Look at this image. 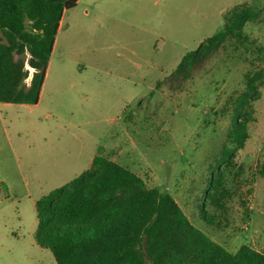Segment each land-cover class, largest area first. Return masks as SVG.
<instances>
[{
  "label": "rangeland",
  "instance_id": "1",
  "mask_svg": "<svg viewBox=\"0 0 264 264\" xmlns=\"http://www.w3.org/2000/svg\"><path fill=\"white\" fill-rule=\"evenodd\" d=\"M241 5L259 13L244 33L264 47V0H78L64 13L39 102H0V264H57L36 242L35 202L100 153L169 192L228 250L264 252V76L249 138L235 149L227 137L246 73L264 58L250 63L229 42L192 77L173 78Z\"/></svg>",
  "mask_w": 264,
  "mask_h": 264
},
{
  "label": "trees",
  "instance_id": "2",
  "mask_svg": "<svg viewBox=\"0 0 264 264\" xmlns=\"http://www.w3.org/2000/svg\"><path fill=\"white\" fill-rule=\"evenodd\" d=\"M77 3L0 0V102H39L64 13ZM258 17L253 6H236L220 31L183 56L173 78L192 77L229 42L251 51L250 63L264 58V47L244 33L246 23ZM30 68L34 71L27 83ZM263 76V68L247 72L246 88L235 98L237 120L227 132L235 149L249 138V124L255 119L252 101L260 98ZM234 150L223 148L227 163ZM218 185L214 176L210 188L218 196L226 193ZM218 196L209 197L224 208ZM35 206L36 242L51 250L57 264H264V252L249 244L228 250L196 226L169 192L148 187L136 172L102 153L86 171L41 196Z\"/></svg>",
  "mask_w": 264,
  "mask_h": 264
},
{
  "label": "crops",
  "instance_id": "3",
  "mask_svg": "<svg viewBox=\"0 0 264 264\" xmlns=\"http://www.w3.org/2000/svg\"><path fill=\"white\" fill-rule=\"evenodd\" d=\"M92 163V162H91Z\"/></svg>",
  "mask_w": 264,
  "mask_h": 264
}]
</instances>
